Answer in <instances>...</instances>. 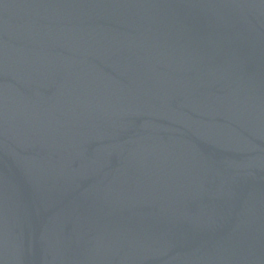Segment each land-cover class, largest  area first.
I'll return each mask as SVG.
<instances>
[{
    "label": "water",
    "instance_id": "water-1",
    "mask_svg": "<svg viewBox=\"0 0 264 264\" xmlns=\"http://www.w3.org/2000/svg\"><path fill=\"white\" fill-rule=\"evenodd\" d=\"M0 264H264V0H0Z\"/></svg>",
    "mask_w": 264,
    "mask_h": 264
}]
</instances>
